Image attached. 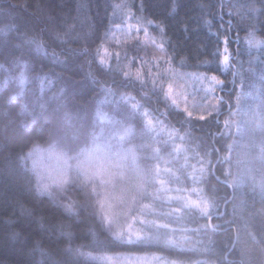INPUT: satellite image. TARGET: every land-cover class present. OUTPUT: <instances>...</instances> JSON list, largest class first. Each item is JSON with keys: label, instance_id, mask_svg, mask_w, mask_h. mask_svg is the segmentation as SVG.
<instances>
[{"label": "trees", "instance_id": "obj_1", "mask_svg": "<svg viewBox=\"0 0 264 264\" xmlns=\"http://www.w3.org/2000/svg\"><path fill=\"white\" fill-rule=\"evenodd\" d=\"M127 23L155 40L157 65L136 41L108 40ZM168 70L192 84L202 78L200 96L215 82L219 111L203 97L180 109L166 90ZM259 81L264 0H0V264H104L98 256L145 251L184 264H245L241 228L264 235V157L252 163L255 177L238 170L244 130L228 116ZM110 92L101 104L106 128L129 131L119 142L138 147L145 185L138 197L134 172L120 179L135 192L134 213L149 221L131 240L110 231L89 185L43 193L27 156L50 141L58 117L82 116L86 137L96 102ZM262 120L247 160L264 154ZM187 237L194 246L181 247L176 239Z\"/></svg>", "mask_w": 264, "mask_h": 264}, {"label": "rangeland", "instance_id": "obj_2", "mask_svg": "<svg viewBox=\"0 0 264 264\" xmlns=\"http://www.w3.org/2000/svg\"><path fill=\"white\" fill-rule=\"evenodd\" d=\"M252 35L249 34L247 43L251 47H257L259 41ZM107 38L119 45H124L127 43L126 41L134 44L136 41V44L141 48L140 54L145 53L147 56L151 55V58L156 59V61L150 60L154 65H157L163 59L156 56L159 53L157 43L150 37L146 28L140 29L137 26H129V23H127L114 28L107 35ZM102 51H106V45ZM142 60L143 62L145 61L144 59ZM147 74L151 79L160 81L162 79V76L155 69L151 70L149 68ZM19 77L20 90H22L25 79L23 72H20ZM164 77L166 78V90L170 93V98L177 103L176 105L180 109L184 108L188 110L187 108L191 105L194 106L203 100L202 102L210 112L219 111L218 109L222 101L218 95L214 94L212 83L215 82L205 87L204 92H201L200 96L198 89L200 88L199 84L202 83L201 81H204L202 78L199 79L197 84H192L191 78L170 72V70L167 71ZM114 97L115 95L110 92L106 97L96 102L95 110L91 113L93 128L87 129L86 137V132L82 134L84 128H86L84 127L85 122L82 116H78V121L71 114L68 117L65 116L64 120L58 117L56 119L57 125L55 123L53 125L54 131L51 134L50 141L44 145H35L27 156L33 172L36 173L37 181L43 193L57 194V192L65 191L69 184L76 181H79V184L89 185L92 197L96 201L98 212L102 214L110 231L114 234L124 232L125 238L131 240L142 236L140 225L149 224V221L146 220L145 214L142 216L141 212L134 213L133 209L138 204L135 192L132 187L126 183L123 184L120 179L126 178L130 174V170L134 172L137 179L134 178L133 181L138 197L145 192V185L142 178L143 171L140 170L141 167H139L136 157V153L139 154L138 147L135 145L123 147L119 142L122 136L128 134L129 131L118 128L110 132L106 128L109 115L102 109L101 104ZM118 99H122L121 95L117 96ZM239 99L240 102L229 112L228 116L231 124L234 127L243 128L245 134L240 135L242 137L241 144L244 146L241 148L244 150H238V152L244 156L240 160L242 168L238 170L244 173L245 176L255 177L252 163H255L253 161L262 160L264 154L260 157V151H258L256 158L247 160L244 151H246L253 141L257 142L256 128H260L263 123L264 82H255L253 88L247 94L239 95ZM46 104V101H42V103L36 106L35 111L38 112V116H42V112L47 110ZM51 115L55 116V114ZM73 127H78L79 132H77L76 128L73 132H70V129H73ZM260 142L264 143V138ZM121 148L123 152H121ZM131 162L134 163L133 166ZM126 181L129 183L127 179L124 182ZM261 182L260 180L257 181L258 184L263 185ZM140 210L143 211V209ZM247 227L243 225L241 228V240L238 243V248L247 262L245 264H264V235L263 233H255L253 229L248 230ZM176 240L181 247L194 246L193 240L189 237L187 239L179 238ZM199 240L202 242V237ZM98 258L104 264H184L178 261L165 260L157 252L148 251L134 254H103L102 256H98ZM211 262L204 263L213 264Z\"/></svg>", "mask_w": 264, "mask_h": 264}]
</instances>
